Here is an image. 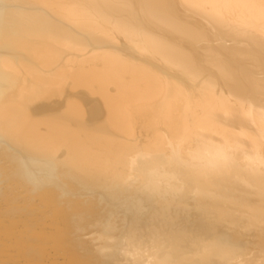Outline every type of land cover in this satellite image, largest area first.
Masks as SVG:
<instances>
[{"label":"bare ground","instance_id":"1","mask_svg":"<svg viewBox=\"0 0 264 264\" xmlns=\"http://www.w3.org/2000/svg\"><path fill=\"white\" fill-rule=\"evenodd\" d=\"M0 264H264V0H0Z\"/></svg>","mask_w":264,"mask_h":264}]
</instances>
